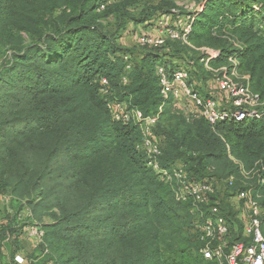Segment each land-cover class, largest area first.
I'll list each match as a JSON object with an SVG mask.
<instances>
[{
    "label": "trees",
    "instance_id": "1",
    "mask_svg": "<svg viewBox=\"0 0 264 264\" xmlns=\"http://www.w3.org/2000/svg\"><path fill=\"white\" fill-rule=\"evenodd\" d=\"M122 1L0 0L3 24L23 28L29 19L62 11L57 29L40 41L0 50V190L14 175L31 193L39 191L41 204L61 208L58 220L45 226L49 253L31 264H213L217 259L193 254L203 245L196 226L207 216L208 204L193 210L191 202L174 198L171 184L138 148L139 125L112 118L101 77L110 80L112 97L144 116H158L156 133L166 136L162 167L183 161L196 180H204L207 169L220 178L230 175L238 193L245 188L243 166L256 174L255 190L264 191V0H193L202 10L187 12L193 20L187 23L191 44L166 39L158 47L129 45L123 30L132 24L137 38L145 33L139 27H160V18L164 27L176 26L172 20L183 13L176 10L177 0L135 9ZM203 46L220 51L211 66L232 56L249 71L257 88L252 91L261 100L259 116L213 124L181 115L173 129L163 128L171 109L161 95L157 67ZM195 61L190 73L205 77L203 64ZM210 85L208 95L217 98L216 78ZM230 223L231 244L242 231Z\"/></svg>",
    "mask_w": 264,
    "mask_h": 264
},
{
    "label": "rangeland",
    "instance_id": "2",
    "mask_svg": "<svg viewBox=\"0 0 264 264\" xmlns=\"http://www.w3.org/2000/svg\"><path fill=\"white\" fill-rule=\"evenodd\" d=\"M115 1L117 0H111V2ZM159 1L160 0H123L122 2L124 4L128 2L130 9H135L136 5L142 6L148 4V2H152L151 4H157ZM177 2L179 4V7H177L176 10H182L183 13H181L182 15L180 14V16L182 17H180L179 19L175 18V21L174 19H171L172 22L176 24V26L169 25L164 27L163 18H160V27L147 26L139 27V29L143 32H149L153 29L162 30L163 34L167 30L165 28L180 30L182 25H186L188 22H193L192 17L189 18V11L192 10L196 12L202 10V7L200 6H195V8L193 7V0H177ZM256 8L258 10V7ZM61 12L62 11L57 10V12L51 14L50 16L43 15L35 20L29 19L28 24H26L24 28L16 25L15 23L3 24L2 19L0 18V50H6L8 48H11L12 46L24 47V45L28 46L31 43L40 41V38L45 33H50L57 29L60 20L56 17L60 15ZM260 24H262V21L258 20L257 25L260 26ZM73 25L75 26L74 23ZM188 25L190 26V24H187L186 27ZM136 31L137 30L134 29L133 25L129 24L128 30H123V36H125L123 37V41L129 45H131L132 43H137V38H135ZM190 44L191 38L189 39L188 37L185 45L189 46ZM219 55V49L211 46H203L199 49H196V53L190 52L188 56L183 57L178 61L175 58L176 61L175 59H170L167 63L170 65L168 66L169 68L180 67L187 70L190 74V82L193 88L195 90H198L199 94L206 99L211 98L208 95L209 91L211 90L210 83L213 82V80H215L216 78L217 86H219L218 78H221L222 76H229V78H231L237 84L247 85L251 90L252 88L257 90V88L254 86V81H252V77L249 71L245 68H239V62L237 61V58L230 56L228 58L229 64L221 63L215 66H211L210 61L220 58ZM191 57L193 59H191ZM195 60H198L199 64H203V70L205 71V74L203 75H205V77L202 76L201 78H199L201 75H199L198 72H195L193 74L190 73V69L192 70L194 68L192 64L196 62ZM200 74L202 73L200 72ZM196 85H201L202 90H199V87H197ZM75 86L76 88L79 87L77 84ZM216 96L221 99V103L225 105V107H232V105L229 104V99L225 97V92L221 91V93L217 94ZM165 105H167L171 109V113L167 114L164 117L163 128H167L169 130L173 129L177 121L176 117L185 115L187 119H191V116L194 115L193 110L196 109L190 101L186 100H182L179 102H173L169 100V102H166ZM250 107L252 108L251 105ZM157 135L158 140L163 145V147H165L166 136L161 133H157ZM227 149L230 151L229 145ZM229 156L235 164H239L238 158L235 155L230 154ZM179 162L183 161H176L172 165ZM3 167L4 166L1 165L0 169H2ZM208 173L209 169H207L205 173L206 175L203 178L213 182L214 193L211 195L208 205L203 207L204 214L207 216H212L213 214L223 216L228 222H231L230 224L235 225V232L240 233L242 231L241 237L237 239V241H243L244 238L242 234L244 233L245 226L248 224L247 221L249 214L244 201L239 197L237 191L234 189L235 184H228L227 180L228 178H230V175L224 178H220L215 175H210L211 172L210 174ZM239 173L242 176H240V178L243 186L245 187L244 189L240 190L249 191L250 194L258 200L261 205V210L264 217V191H257L254 188L255 181L257 180L256 174L252 173V171L247 170L243 166L239 167ZM9 180L10 182L7 185L3 186L5 190H0V194L2 195V197H0V264H18L16 261L15 263L13 262V258L15 259L17 255H22L29 260L34 261L35 258L39 257V255L41 256V251L39 248H36L34 242L27 236V228L31 226H40L45 230L46 224L56 222L58 220V217L61 216V208L59 204H56L55 206H48L47 204L43 203L41 204L42 200L39 191L35 190V192L31 193V187L29 185H26V188H24L21 183L17 184V179L14 175H11ZM163 182L171 184L170 186L174 190V198L177 201L181 202L182 200L178 197L179 185L177 184V182L174 180H172V182H166L163 180ZM47 200L49 199L47 198ZM230 212H235L236 216L231 217ZM261 229L262 232H264V223L261 225ZM192 233L194 234V230L191 231V234ZM233 233L234 232H232V234ZM229 237L228 243L231 240H234L230 239ZM194 239L196 238L193 237V240ZM234 242H236V240ZM36 253H38V255H36ZM193 254L196 256L201 255L198 251H194ZM213 264L228 263L226 257L223 256L220 259H215V261H213Z\"/></svg>",
    "mask_w": 264,
    "mask_h": 264
},
{
    "label": "built area",
    "instance_id": "3",
    "mask_svg": "<svg viewBox=\"0 0 264 264\" xmlns=\"http://www.w3.org/2000/svg\"><path fill=\"white\" fill-rule=\"evenodd\" d=\"M104 6H102V9ZM191 25L181 32L173 28L166 32L160 30V35L139 34L137 44L141 47H158L165 43L166 39L185 41L188 39ZM161 95L165 103L169 100L179 102L190 101L194 108L195 116H202L211 123L224 120H243L246 117L259 116L257 106L261 104L258 93L253 92L247 85L237 84L229 76L218 78L219 90L225 92L231 100L232 107H225L221 99L204 98L195 90L190 82V74L187 70L176 67L170 69L165 65L157 67ZM101 94L106 98V106L114 120L133 122L139 125L142 133V140L138 148L145 152L149 158V165L166 181H176L179 185L178 197L183 202H191L193 210L198 209L201 204H208L210 196L214 193V184L208 179L196 180L190 177L183 162L176 163L169 168L162 167L159 157L163 152V145L158 140L155 130L157 123L156 116H144L143 113L117 98L112 97L113 90L110 80L101 77ZM124 81L127 80L124 78ZM221 93V92H220ZM252 106V108L250 107ZM256 107V108H255ZM228 184L233 185L234 178H228ZM239 197L244 201L248 209V224L244 229L246 241L228 243L227 234L230 232L229 222L221 215L213 214L206 216L196 226L197 234L203 242L199 252L206 259L226 257L228 264H264V234L261 229L262 210L258 200L249 191L238 192ZM0 197L2 195L0 194ZM27 236L39 248L41 255L49 253L45 241L46 232L40 226L27 228ZM15 261L18 264H31L32 260L17 255Z\"/></svg>",
    "mask_w": 264,
    "mask_h": 264
},
{
    "label": "crops",
    "instance_id": "4",
    "mask_svg": "<svg viewBox=\"0 0 264 264\" xmlns=\"http://www.w3.org/2000/svg\"><path fill=\"white\" fill-rule=\"evenodd\" d=\"M126 33V32H125ZM145 33H148V34H151V35H155V36H158V35H160V30H156V29H153V30H151V31H149V32H145ZM123 37H125V36H123ZM244 236V235H243ZM13 262L15 263V259L13 258ZM16 264V263H15Z\"/></svg>",
    "mask_w": 264,
    "mask_h": 264
}]
</instances>
